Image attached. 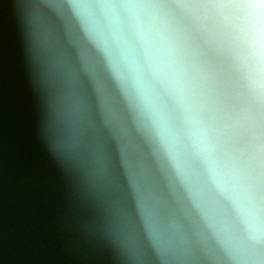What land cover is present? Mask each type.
I'll use <instances>...</instances> for the list:
<instances>
[{
	"label": "water",
	"instance_id": "95a60500",
	"mask_svg": "<svg viewBox=\"0 0 264 264\" xmlns=\"http://www.w3.org/2000/svg\"><path fill=\"white\" fill-rule=\"evenodd\" d=\"M264 0H0V264H264Z\"/></svg>",
	"mask_w": 264,
	"mask_h": 264
},
{
	"label": "clouds",
	"instance_id": "9594fccd",
	"mask_svg": "<svg viewBox=\"0 0 264 264\" xmlns=\"http://www.w3.org/2000/svg\"><path fill=\"white\" fill-rule=\"evenodd\" d=\"M253 45L257 54L264 56V23L257 26L253 37Z\"/></svg>",
	"mask_w": 264,
	"mask_h": 264
}]
</instances>
